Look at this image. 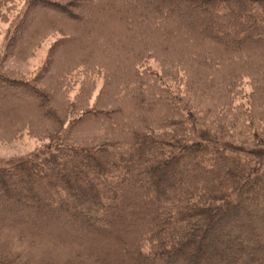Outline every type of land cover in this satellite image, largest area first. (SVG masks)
I'll list each match as a JSON object with an SVG mask.
<instances>
[{"label": "trees", "instance_id": "16d2710c", "mask_svg": "<svg viewBox=\"0 0 264 264\" xmlns=\"http://www.w3.org/2000/svg\"><path fill=\"white\" fill-rule=\"evenodd\" d=\"M12 24L7 56L55 39L33 75L0 66V142L51 146L0 165V264H264V0H29Z\"/></svg>", "mask_w": 264, "mask_h": 264}, {"label": "rangeland", "instance_id": "374dc122", "mask_svg": "<svg viewBox=\"0 0 264 264\" xmlns=\"http://www.w3.org/2000/svg\"><path fill=\"white\" fill-rule=\"evenodd\" d=\"M19 1H23L24 3L18 4L15 2V4L12 5V8L10 6V10L8 11L11 23L7 22L0 25V66L15 73L33 75L37 70H40L41 66L45 64L50 45L55 38H50L47 41H44V43L41 44L42 46L33 50L31 49V54L26 58H22L24 56L18 58L15 56H7V54L5 55L4 48L7 44L6 42L9 37V31L13 27L12 21L16 19L18 13L22 11V8L27 5L29 0ZM147 65L150 66V69H152L153 73L157 74L161 72L159 63L154 59H150ZM176 81H179L181 84L183 83V81L180 80ZM95 84L97 91L102 85V80L100 77L96 79ZM243 87L247 89V86L244 85ZM229 141L230 140H228L226 144L234 150L240 148L242 152L246 153H251L252 150H256L254 147L244 148V146H240L239 143H233ZM48 146L51 145L47 139H41L37 136L27 133L25 130L20 136H18V138L12 141L0 142V165H5L15 160L28 159L30 156H32V158L36 157L37 159H41L47 154L46 150H48ZM261 149H264V147H259V151H262Z\"/></svg>", "mask_w": 264, "mask_h": 264}]
</instances>
